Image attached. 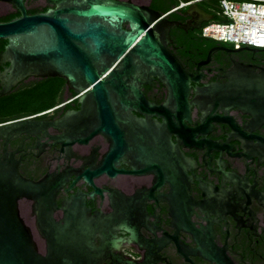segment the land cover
Returning a JSON list of instances; mask_svg holds the SVG:
<instances>
[{
	"label": "flooded vegetation",
	"instance_id": "af4514ba",
	"mask_svg": "<svg viewBox=\"0 0 264 264\" xmlns=\"http://www.w3.org/2000/svg\"><path fill=\"white\" fill-rule=\"evenodd\" d=\"M132 1L150 5L152 0ZM193 2L169 12L153 8L181 23L189 19L186 9ZM23 3L27 13L51 5L47 0ZM18 14L11 0H0V16ZM197 29H183L175 22L170 27L168 48L187 71L199 74L190 81L188 115L172 107V127L159 131L157 142H135L129 132L125 141L102 133L68 141L58 120L79 109L86 90L74 92L61 75L30 74L0 96L39 92V104L0 113V123L32 118L39 125L34 134L10 138L6 148L13 151L22 176L38 181L48 175V186H56L55 218L70 204L97 214L94 243L105 245L100 264H215L196 251L199 245L212 250L207 246L210 235L235 263L264 264V117L233 104L227 90L195 92L208 83H226L233 71L246 78L264 74V47L241 45L233 50L236 47L218 40L197 47L181 42L178 35ZM211 47L216 48L208 56ZM6 67L8 62L0 59V71ZM151 81L142 91L149 102L160 105L167 88L157 77ZM245 89L240 88L239 100H251ZM4 142L1 138L0 154ZM33 204L23 197L18 208L43 249Z\"/></svg>",
	"mask_w": 264,
	"mask_h": 264
},
{
	"label": "water",
	"instance_id": "95a60500",
	"mask_svg": "<svg viewBox=\"0 0 264 264\" xmlns=\"http://www.w3.org/2000/svg\"><path fill=\"white\" fill-rule=\"evenodd\" d=\"M11 1L19 14L0 19V38L6 39L0 59L8 62V67L0 71V96L30 74L61 75L74 92L86 90L79 109L58 120L65 127L61 136L68 141L86 140L96 133L125 141L124 135L129 132L135 142H157L158 132L172 127V107L183 109L182 116L188 115L190 81H195L199 73L187 71L167 43L172 23L183 29L199 28L213 18V13L196 1L186 9L190 16L187 22L181 23L132 0H47L49 7L32 13H27L23 0ZM215 48H210L208 56ZM152 77L159 78L167 88V99L160 105L149 102L142 91L144 83H152ZM229 77L226 83L215 81L195 87V92L211 95L227 90L233 104L262 119L264 74L246 78L233 71ZM256 78L261 81L256 82ZM241 87L246 88L242 92L251 100L238 99ZM157 116H162V121ZM38 129L32 118L0 123V139L5 141L0 154V264H100L105 245L94 243L97 214L70 204L62 217L55 218L56 186H48V175L38 181L22 176L13 151L6 148L10 138L20 133L34 134ZM23 197L34 201L43 249L19 212L18 201ZM207 242L210 252L200 245L196 251L215 264H237L223 247L214 244L212 235Z\"/></svg>",
	"mask_w": 264,
	"mask_h": 264
},
{
	"label": "built area",
	"instance_id": "2783aa9c",
	"mask_svg": "<svg viewBox=\"0 0 264 264\" xmlns=\"http://www.w3.org/2000/svg\"><path fill=\"white\" fill-rule=\"evenodd\" d=\"M180 1L167 12L190 2ZM221 20H209L201 25V34L234 47L250 45L264 47V0H218Z\"/></svg>",
	"mask_w": 264,
	"mask_h": 264
},
{
	"label": "trees",
	"instance_id": "16d2710c",
	"mask_svg": "<svg viewBox=\"0 0 264 264\" xmlns=\"http://www.w3.org/2000/svg\"><path fill=\"white\" fill-rule=\"evenodd\" d=\"M180 1H187V0H162V1L152 0L150 3V6L155 7V8L160 7L164 11H168L173 6L178 5ZM198 2H200L201 6L204 9L213 13V19L212 20H221L222 19V17L218 13V10H219L218 0H198ZM182 7L183 6H181L179 8H182ZM11 17H13V16L12 15H3V16H0V19H9ZM177 31L178 30L176 29L174 32L177 33ZM178 37H179V39L181 38V42L185 43V45L187 47L204 46L205 42L216 41L213 38L203 36L201 34V27L197 29V32L184 33V34L178 35ZM5 43H6V39L0 38V50L4 47ZM0 106H1V103H0Z\"/></svg>",
	"mask_w": 264,
	"mask_h": 264
},
{
	"label": "rangeland",
	"instance_id": "374dc122",
	"mask_svg": "<svg viewBox=\"0 0 264 264\" xmlns=\"http://www.w3.org/2000/svg\"><path fill=\"white\" fill-rule=\"evenodd\" d=\"M39 92L36 91H23L19 90L1 98L0 113L13 112L22 107H32L33 105L39 104L37 95Z\"/></svg>",
	"mask_w": 264,
	"mask_h": 264
}]
</instances>
